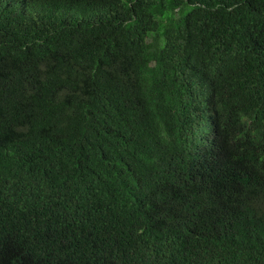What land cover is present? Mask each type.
I'll return each instance as SVG.
<instances>
[{
	"label": "trees",
	"instance_id": "1",
	"mask_svg": "<svg viewBox=\"0 0 264 264\" xmlns=\"http://www.w3.org/2000/svg\"><path fill=\"white\" fill-rule=\"evenodd\" d=\"M0 264H264V0H0Z\"/></svg>",
	"mask_w": 264,
	"mask_h": 264
}]
</instances>
